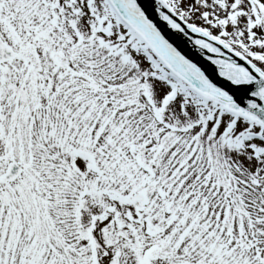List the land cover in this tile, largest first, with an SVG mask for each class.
Returning a JSON list of instances; mask_svg holds the SVG:
<instances>
[{
	"label": "snow or ice",
	"instance_id": "1",
	"mask_svg": "<svg viewBox=\"0 0 264 264\" xmlns=\"http://www.w3.org/2000/svg\"><path fill=\"white\" fill-rule=\"evenodd\" d=\"M0 264H264V0H0Z\"/></svg>",
	"mask_w": 264,
	"mask_h": 264
}]
</instances>
